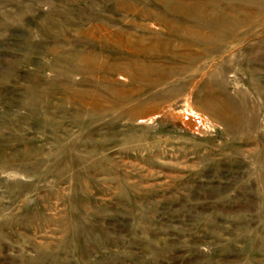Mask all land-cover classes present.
I'll return each instance as SVG.
<instances>
[{
	"label": "rangeland",
	"instance_id": "374dc122",
	"mask_svg": "<svg viewBox=\"0 0 264 264\" xmlns=\"http://www.w3.org/2000/svg\"><path fill=\"white\" fill-rule=\"evenodd\" d=\"M241 197L264 0H0V264H264Z\"/></svg>",
	"mask_w": 264,
	"mask_h": 264
},
{
	"label": "crops",
	"instance_id": "0c3cea01",
	"mask_svg": "<svg viewBox=\"0 0 264 264\" xmlns=\"http://www.w3.org/2000/svg\"><path fill=\"white\" fill-rule=\"evenodd\" d=\"M250 189L252 188L250 187ZM252 191L250 190V194ZM224 203H227V205ZM215 204L210 208L213 218L238 221L242 223L244 228H250L252 220L264 221V201H261V199L253 201L251 198L241 197L224 200L223 202L218 201Z\"/></svg>",
	"mask_w": 264,
	"mask_h": 264
}]
</instances>
